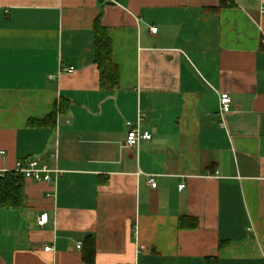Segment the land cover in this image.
<instances>
[{
    "label": "crops",
    "instance_id": "1",
    "mask_svg": "<svg viewBox=\"0 0 264 264\" xmlns=\"http://www.w3.org/2000/svg\"><path fill=\"white\" fill-rule=\"evenodd\" d=\"M263 10L0 0V168L35 158L62 171L25 179V206L0 208V264H264ZM139 115L153 138L125 147Z\"/></svg>",
    "mask_w": 264,
    "mask_h": 264
},
{
    "label": "built area",
    "instance_id": "2",
    "mask_svg": "<svg viewBox=\"0 0 264 264\" xmlns=\"http://www.w3.org/2000/svg\"><path fill=\"white\" fill-rule=\"evenodd\" d=\"M116 2V0H110ZM264 13V10H263ZM158 30L157 27H152V32L156 33ZM75 71L74 66H64L62 68V72H73ZM220 105H221V113L226 114L232 108V98L228 92H223L220 95ZM143 116L139 115L137 123H133L131 121L128 122V131L125 138V147H135L139 146V144L143 140H151L153 135L151 132L147 130H142L140 127V122L142 121ZM14 171L17 173H22L25 179L36 180V181H51L54 177L58 178V176L62 173L60 169L52 168L48 164L41 162L38 159L32 158L30 160H18L13 168H0V177L4 176L7 172ZM150 183L153 187L157 186V182L154 177L150 180ZM185 183L180 185V188H184ZM49 216L48 213H42L38 218V223L40 226H44L48 222ZM77 247L80 249L82 247V243H79ZM45 251L54 250L53 245H46Z\"/></svg>",
    "mask_w": 264,
    "mask_h": 264
},
{
    "label": "trees",
    "instance_id": "3",
    "mask_svg": "<svg viewBox=\"0 0 264 264\" xmlns=\"http://www.w3.org/2000/svg\"><path fill=\"white\" fill-rule=\"evenodd\" d=\"M96 33V57L101 71L103 86L109 88L118 84L117 67L112 62V43L107 29L97 21ZM25 177L22 173L7 172L0 177V208L20 209L25 206ZM209 264L211 261H208Z\"/></svg>",
    "mask_w": 264,
    "mask_h": 264
}]
</instances>
